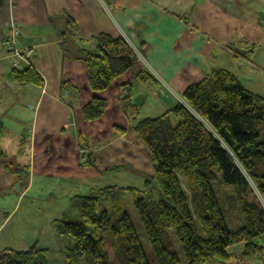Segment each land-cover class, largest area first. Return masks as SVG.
I'll return each mask as SVG.
<instances>
[{
	"label": "crops",
	"instance_id": "1",
	"mask_svg": "<svg viewBox=\"0 0 264 264\" xmlns=\"http://www.w3.org/2000/svg\"><path fill=\"white\" fill-rule=\"evenodd\" d=\"M12 24L20 30L17 47L35 49L30 66L42 86L12 79V59L3 45ZM100 34L123 38L138 62L93 94L79 50H92ZM215 69L231 72L248 91L264 97V0H0V149L7 159L0 163V193L10 191L20 199L35 187L36 199L51 204L28 218L20 238L9 232L0 251L36 246L49 251L50 264H64L66 244L52 222L77 217V200L94 190H141L148 155L133 127L186 105L185 90ZM127 93L131 109L125 113ZM94 95L106 100V109L87 122L80 111ZM14 108H24L27 123L21 124L22 116L12 121ZM9 128L14 135L8 136ZM9 139L17 143L16 155L7 151ZM70 194H75L69 203L76 215L55 212L52 205ZM3 209L0 234L15 208ZM235 260L261 264L258 256Z\"/></svg>",
	"mask_w": 264,
	"mask_h": 264
},
{
	"label": "trees",
	"instance_id": "2",
	"mask_svg": "<svg viewBox=\"0 0 264 264\" xmlns=\"http://www.w3.org/2000/svg\"><path fill=\"white\" fill-rule=\"evenodd\" d=\"M66 24L76 31L71 19ZM93 43L92 50H79V55L87 86L98 94L132 69L138 57L121 37L100 34ZM11 75L18 84L43 85L31 66L13 69ZM124 96L128 113L129 93ZM183 99L186 105L133 127L153 169L141 190H94L79 197L77 217L52 222L54 234L66 244L64 264H149L126 211L127 193L156 264L228 263L236 258L231 249L238 244L242 258L258 256L264 264V97L248 91L231 72L215 69L189 86ZM105 109L106 100L94 95L80 113L92 122ZM3 130L0 120V138ZM5 162L0 149V163ZM48 256L36 246L4 249L0 264H50Z\"/></svg>",
	"mask_w": 264,
	"mask_h": 264
},
{
	"label": "rangeland",
	"instance_id": "3",
	"mask_svg": "<svg viewBox=\"0 0 264 264\" xmlns=\"http://www.w3.org/2000/svg\"><path fill=\"white\" fill-rule=\"evenodd\" d=\"M15 113H9L10 116H12V121H16L15 118H19V116H22L20 119L22 121L21 124L27 123L28 118L26 116V112L24 111V108H14ZM142 116V115H141ZM17 122V121H16ZM11 131V135L8 133V136H12L15 133V129L9 128ZM17 143L14 139L7 140V151L11 152L13 151V155H16V152L14 151V148L16 147ZM146 166H145V175L149 176L152 174V165L149 160V157L146 156ZM149 171V172H148ZM122 177V175L120 176ZM124 179V178H123ZM123 179H120L121 181ZM128 183V182H127ZM127 183L123 182L120 183L121 185H126ZM18 194H14L10 191L5 193H0V207L5 210V212L10 213L14 208L11 217L13 218L10 220V222L2 229L3 231L0 234V242L4 241V238L8 236L7 234L10 232V236L14 239L17 235L18 238L22 235V230L26 228V225L24 224L28 218H30L32 215H35V213L38 212V210H45L47 211L48 207L51 206V204H47L46 201H43L44 197H40L39 200L36 199V192L35 187L32 189H29L26 193H24V197H21L18 199ZM75 194H70L69 197L63 198L62 200L57 201V205H52L53 207H57L55 212L59 211L64 212L68 216H75L76 211L74 208L71 207V203H69V200L71 197H73ZM126 211L128 212V215L130 217V220L134 226V229L140 239L141 245L143 247V250L146 254V257L148 259L149 264H156L154 256L152 254L151 248L149 246L148 240L145 237L143 228L139 222V219L137 217V214L133 208L132 205V198L131 194L127 193L126 195ZM78 201V200H77ZM75 205V203H72V206ZM225 216L227 219V223L230 225V227L234 226V223L232 221V218L228 211L225 210ZM232 229V228H230ZM62 241L64 239L61 238ZM175 248L180 256L181 259H183V256L180 252V249L178 247L177 242L175 243ZM242 251V245L238 244L233 246L231 249V252L236 256V258L241 256ZM235 258V259H236ZM233 259L232 264H238L240 261ZM261 263V262H260ZM244 264V263H242Z\"/></svg>",
	"mask_w": 264,
	"mask_h": 264
},
{
	"label": "built area",
	"instance_id": "4",
	"mask_svg": "<svg viewBox=\"0 0 264 264\" xmlns=\"http://www.w3.org/2000/svg\"><path fill=\"white\" fill-rule=\"evenodd\" d=\"M20 30L16 25H10L4 38L3 45L12 59V69L20 70L21 64L30 66V59L34 55L33 47L20 49L17 47V40Z\"/></svg>",
	"mask_w": 264,
	"mask_h": 264
}]
</instances>
